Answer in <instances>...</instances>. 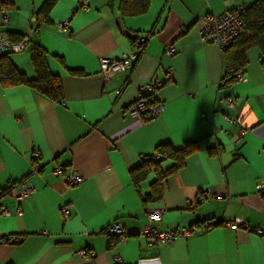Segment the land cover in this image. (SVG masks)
Wrapping results in <instances>:
<instances>
[{
	"label": "crops",
	"instance_id": "1",
	"mask_svg": "<svg viewBox=\"0 0 264 264\" xmlns=\"http://www.w3.org/2000/svg\"><path fill=\"white\" fill-rule=\"evenodd\" d=\"M45 1L13 0L7 20L0 11V29L30 41L10 55L12 63L34 79L31 45L40 44L65 95L57 103L28 85L0 81V232L17 238L0 242V264H264V194L257 188L264 180V55L251 48L243 80L221 84L226 52L198 30L205 14L259 0H150L137 16L123 14L122 0H58L50 22L38 15ZM66 21L69 32L59 27ZM144 37L133 68L106 79L100 58L119 59ZM170 45L176 55L166 54ZM169 69L175 77L161 90L165 113L133 119L127 106L137 100L139 86L165 78ZM188 142L199 146L167 176L163 199L144 206L130 171L158 146L179 149ZM175 164L164 159L161 166ZM59 166L64 169L57 173ZM73 171L82 183H68ZM27 176L35 190L18 200L8 191ZM155 179L151 173L142 193ZM147 208L164 210L162 229L206 219L216 225L152 245L140 234ZM115 220L132 231L124 243L105 233Z\"/></svg>",
	"mask_w": 264,
	"mask_h": 264
},
{
	"label": "built area",
	"instance_id": "2",
	"mask_svg": "<svg viewBox=\"0 0 264 264\" xmlns=\"http://www.w3.org/2000/svg\"><path fill=\"white\" fill-rule=\"evenodd\" d=\"M13 3V0H0V11L4 18L7 20L9 18V10L6 5ZM87 7V4H83ZM246 9L244 6H240L234 11L226 10L221 13H208L200 17L198 20V30L204 41L207 43H212L217 45L221 51L228 49L234 40L239 37L245 30L243 15ZM60 29L69 32L71 29V24L66 21L59 25ZM145 39L139 40V44L133 47V50L128 53H124L119 59L111 58H100L101 72L106 79L111 78L117 73H122L133 68L135 62L140 56V44ZM30 41L28 37H23L19 41H13L10 34L0 29V58L15 52H21L27 49ZM178 52L174 45L167 47V55H176ZM175 77V73L172 69H169L166 73L165 78H160L158 76L152 77L149 81L141 84L139 86V96L136 101L127 106V111L133 119H143L144 121H152L160 118L166 111V104L161 96V90L168 83H172ZM237 80H243V75L237 73ZM221 84H224L221 81ZM120 93V91H118ZM229 107H235V99L230 98L228 101ZM40 157L39 151L35 152L34 161L38 160ZM64 166H59L56 171L60 173L63 171ZM39 167L33 166V173H37ZM84 181V177L76 171H73L68 176V183L70 185H77ZM258 190L262 191L264 194V180H262L257 185ZM35 187L30 179V177H25L18 184L12 185L9 194L17 198L18 200H23L29 198L33 195ZM208 196V191L205 193H199L197 195L195 205L202 203ZM192 206V205H191ZM194 207V205L192 206ZM2 213L11 214L10 210L5 206H1ZM21 211V210H20ZM65 216L68 217V209L63 210ZM164 210L160 208H147L148 223L145 225L140 234L144 236L149 244L152 245H163L175 242L180 237H189L198 232L197 227H187L181 226L171 229H162L159 227L162 223V215ZM105 233L107 235L119 236L122 243L125 242L126 238L132 234V231L121 221H113L106 229ZM17 241L15 236L3 237L0 232V242L1 243H14ZM81 254H86L85 250L80 251ZM91 254H93L91 252ZM117 262H122L120 256H115Z\"/></svg>",
	"mask_w": 264,
	"mask_h": 264
},
{
	"label": "trees",
	"instance_id": "3",
	"mask_svg": "<svg viewBox=\"0 0 264 264\" xmlns=\"http://www.w3.org/2000/svg\"><path fill=\"white\" fill-rule=\"evenodd\" d=\"M57 2L58 0H46L38 15L42 16L46 22H50V13ZM149 2L150 0H122L121 10L127 16L141 15L148 10ZM244 7L246 9L243 15L245 30L228 49L223 51L226 52L227 60V70L222 77L225 85L237 80V73H241L248 63L247 52L251 48H259L264 55V0H259ZM10 36L13 41L23 39V36L17 34L10 33ZM147 38L144 37L145 40L139 46V58L147 43ZM139 40L137 44V40L133 42V45H138ZM10 55L7 54L0 58V81L3 86L28 85L57 103L64 101L65 95L62 81L58 75L51 72L48 64V53L43 46L40 44L31 45V58L36 72L34 79H29L25 74L21 73L10 60ZM198 146L197 142H188L182 148L176 149L170 144H162L157 147L155 156L146 158L139 166L130 171L132 183L141 196L144 206L157 203L163 199L165 179L181 167L185 158ZM164 159H173L176 164L170 169L164 170L161 166ZM151 173L156 175V179L151 183L149 192L142 193L141 184L148 179ZM220 224H223V222L218 223V225ZM215 225L206 219L198 221L190 227L210 229ZM109 236H112L111 238L117 237L120 240L119 236Z\"/></svg>",
	"mask_w": 264,
	"mask_h": 264
}]
</instances>
